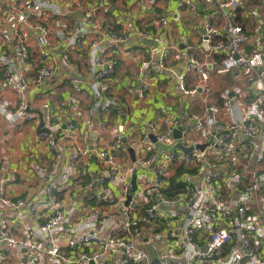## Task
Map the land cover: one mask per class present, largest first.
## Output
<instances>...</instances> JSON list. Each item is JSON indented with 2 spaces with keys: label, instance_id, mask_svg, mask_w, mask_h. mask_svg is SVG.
Segmentation results:
<instances>
[{
  "label": "crops",
  "instance_id": "1",
  "mask_svg": "<svg viewBox=\"0 0 264 264\" xmlns=\"http://www.w3.org/2000/svg\"><path fill=\"white\" fill-rule=\"evenodd\" d=\"M30 1L33 0H0V25L8 31H14L11 29L12 25L19 24L18 10H26ZM67 1L49 0L54 4L52 10L43 9L31 18L32 24L40 21L50 30V37L54 40L52 54L58 60L55 72L41 84H35L34 76L38 65L34 54L36 39L33 34H28L29 60L20 62L18 69L25 85L27 110L34 118L33 121L11 122L0 114V182H7L6 196L11 199L22 198L36 204L37 211L30 215L25 209L14 211L0 205V218L8 220L11 231L16 235H22L29 229L38 234V226L45 223L53 209L61 208L64 213L63 224L50 238L39 234V240L48 241L61 254L96 251V244L70 249L67 243L70 239L77 238L79 225L93 210L100 209L104 213L114 211V204L110 203V199L118 200L119 183L114 172L105 167L96 156H81L79 151L90 149L91 143H96L100 149H106L117 135H121L125 142L122 141L112 153L118 156L117 161L122 167L132 169L130 181L134 175L137 190L154 184L159 180L160 174H163L165 179L160 186L161 193L172 198L166 194V191L172 190V181L184 187L192 185L200 189L203 176L211 170L217 174V189L236 206L239 203L240 188L248 181L247 171L264 170V110L261 114L250 112L249 115L258 123L259 135L248 139L237 132L229 142L231 152L229 159H226L223 148L214 143V122L233 124L237 111L233 107L223 106L220 97L235 96L242 104L237 107H241L253 100L255 87L248 84L240 71L217 73L223 53H213L210 56L206 53L203 25L206 18L215 13L216 7L202 6L197 0L193 2L194 9L186 7L182 0H101L106 11L99 12L96 20L109 25L117 34L127 32L130 36L124 42L110 45L109 50L116 58L110 85V94L116 100V109L102 115L96 110V104L100 100L93 98L88 88L91 77L85 57L91 35L83 41L80 50L66 48L65 42L59 41L53 35L58 26L71 25L82 17L80 13L68 10ZM97 1L99 0H85L84 10ZM85 13L86 11L83 16ZM234 13L236 23L250 36L246 46L247 53L259 51L264 55V0L243 2ZM162 18L166 20V25L161 24ZM215 21L220 23L218 18ZM130 25L143 33L149 32L152 36L160 37V46L165 48L164 63L168 71L159 70L155 65L150 54L153 45L151 39L135 34L130 30ZM9 33L12 34V41L9 44L0 42V50L18 59V37ZM189 45L196 46L195 55L211 69L209 93L199 87L196 94L186 95L169 75V70L180 73L184 69ZM64 52H67L73 62L72 68H67L62 62ZM143 61H150L151 64L139 71ZM259 74L264 77L263 70ZM185 81L187 88L199 85L194 74L188 75ZM144 83L149 87L140 96ZM17 101L18 97L3 83L0 71V103L4 102L11 108ZM44 102H48L60 116L64 128L69 125L73 127L69 134H59L56 148L52 151L41 136V105ZM162 118L175 119L179 124L178 132L197 140L205 155L201 159L186 163L184 157L187 153L183 150L185 145L175 144L173 150L176 158L166 164L161 172L164 148L159 144L152 146L154 138L148 126L153 123L158 130L163 131ZM197 120L203 122V129L200 131L194 129ZM142 132L149 135L150 144L143 146L135 155L134 151H129L128 141L140 139ZM181 154L184 156L180 157ZM76 155V161L72 162ZM152 157L154 158L148 165L137 162V158L148 160ZM11 177H14V181L8 182ZM94 193L101 194L102 199H90ZM176 194L173 191V196ZM146 200V197L138 199L139 207ZM262 202V198L256 202H247V214L255 223L260 221L251 210ZM137 214L140 215L141 211ZM231 217L237 218L235 208ZM138 231V237L150 256V264L170 258L162 257L170 254L169 241L156 236L161 231L159 225L142 221L138 225ZM119 235L118 233L117 236ZM249 237L262 244L264 250V226L253 224ZM50 262V258L46 257L42 264ZM0 264L31 263L24 249L15 248L10 252L9 259ZM100 264H122L121 252L107 253Z\"/></svg>",
  "mask_w": 264,
  "mask_h": 264
},
{
  "label": "built area",
  "instance_id": "2",
  "mask_svg": "<svg viewBox=\"0 0 264 264\" xmlns=\"http://www.w3.org/2000/svg\"><path fill=\"white\" fill-rule=\"evenodd\" d=\"M202 6L214 5L215 13L206 18L203 25V43L206 45V53H223L220 65L216 72L225 74L231 71H240L245 76L248 84L254 88L253 100L248 104H240L235 96H221L223 106L233 107L237 116L233 124L214 122V143L223 148L224 157L229 159L231 148L229 145L237 132L246 138H255L259 135L260 127L254 119L250 118V112L261 114L264 110V77L259 74L264 71V55L259 51L247 53L246 46L250 39L249 34L236 23L234 11L243 2L250 0H197ZM185 6L194 9V0H182ZM67 5L72 13H80L82 17L71 25L63 24L54 31V36L59 41H64L68 49L80 50L84 40L88 39L85 64L91 77L88 85L89 92L93 98L100 101L96 104L99 114H108L116 109V100L110 94L111 79L114 72L116 58L110 52V45L124 42L130 36L127 32L117 34L109 25L96 20L99 12H105L104 3L99 0L84 10L85 0H68ZM54 4L49 0H33L26 5V10L19 9V24L12 25L14 31H8L0 25V42L9 44L12 34L18 37L19 58H14L7 52L0 50V71L6 88L18 97L17 104L9 108L4 102L0 103V114L6 119L13 121H33L27 110V102L24 99L25 85L22 82L18 65L20 62L29 60L28 34L31 33L36 39L35 58L37 68L34 83L41 84L50 77L57 68L58 60L52 54V40L50 30L40 21L31 23V18L43 9H51ZM17 9V8H14ZM84 11H86L83 16ZM57 13V12H56ZM220 23H216L215 19ZM161 24L166 25L164 18ZM130 30L145 39H151L153 45L150 54L157 68L168 71L165 68V48L160 46V37L152 36L149 32L143 33L139 29L129 26ZM128 27V29H129ZM218 38L217 40L215 39ZM189 52L184 69L180 73L169 70V75L176 81L179 90L186 95H194L201 87L205 93H209L208 81L211 69L199 60L195 55L196 46L189 45ZM62 62L67 68L73 67V62L67 52L62 55ZM151 64L150 61L140 63L139 71H143ZM194 74L199 82L198 86L187 88L186 77ZM257 86V87H256ZM149 87L144 83L140 96ZM200 88V89H201ZM41 136L50 151L56 148L57 139L61 132L68 134L72 130L63 126L60 116L51 108L48 102L42 105ZM92 109L90 110V112ZM239 112V113H238ZM175 119L162 118L163 131L158 130L155 124L150 123L148 129L154 138L152 146L159 144L164 148L161 155L162 169L166 164L176 158L173 150L175 144L190 148L184 157V162L201 159L205 155L200 150L199 142L188 138L180 131V138L175 139L174 130H179ZM194 129H203V122L197 120ZM179 140V141H178ZM121 135L115 136L112 144L106 149H100L96 143H91L90 149L79 151V155L88 157L90 154L96 156L105 167L114 172L115 179L119 183V197L110 203L114 204L112 213H104L100 209L93 210L87 219L79 225L77 238L68 241L67 247L73 249L76 246H87L96 244V251L91 253H65L61 254L57 247L50 246L48 241H40L39 234L51 237L64 221V213L61 208H54L45 223L38 226L36 231L26 230L22 235L14 234L8 224V220L0 218V262L9 259L10 252L15 249H24L31 264H42L49 257L50 264H100L109 252H121L122 264H150V256L139 239L138 225L140 222L156 224L161 231L157 237L169 241L168 251L162 257L170 256L168 259L157 261L156 264H264L263 245L252 241L249 237L251 227L254 225L264 226V170H248V181L242 185L239 191V203L234 206L228 198H224L217 189L215 171H207L202 179V187L196 189L192 185L184 187L174 197L163 195L160 186L163 182V174L159 180L150 186L132 192L130 181L131 168H124L117 161L112 151L121 143ZM150 144L149 135L142 132L140 139L128 141V149L136 152L143 146ZM182 143V144H181ZM72 162L76 161V157ZM184 155H180L183 157ZM137 158L140 165H148L153 159ZM209 164V163H208ZM9 181H14L11 177ZM6 183L0 182V205L14 211L25 209L30 215L36 214L37 206L27 202L25 199H11L6 196ZM164 188V187H163ZM146 197L139 207L137 200ZM260 198L262 203L255 205L252 214L260 221L255 223L248 216L247 202H256ZM92 200H101L102 195L94 193L90 196ZM237 218H232L234 210ZM141 211V214H137ZM120 234L117 236V234ZM178 252L179 254L177 255ZM175 256L174 258H171Z\"/></svg>",
  "mask_w": 264,
  "mask_h": 264
},
{
  "label": "water",
  "instance_id": "3",
  "mask_svg": "<svg viewBox=\"0 0 264 264\" xmlns=\"http://www.w3.org/2000/svg\"><path fill=\"white\" fill-rule=\"evenodd\" d=\"M204 44V43H203ZM43 132H44V130H42ZM173 136H174V138L175 139H179L180 138V132H178V130H174V132H173ZM178 145H180V144H178ZM179 148L181 147V146H178ZM184 150V152H186V153H188V152H190V148H185V149H183ZM129 151L130 152H133V150L132 149H129ZM134 159V158H133ZM131 184H132V192L136 189V186H135V176L133 175L132 176V180H131Z\"/></svg>",
  "mask_w": 264,
  "mask_h": 264
},
{
  "label": "trees",
  "instance_id": "4",
  "mask_svg": "<svg viewBox=\"0 0 264 264\" xmlns=\"http://www.w3.org/2000/svg\"><path fill=\"white\" fill-rule=\"evenodd\" d=\"M171 189L175 192V193H178L180 192L182 189H184V186L182 184H175V182H171ZM172 190H168L166 191V194L167 195H170L171 197H174L173 196V191Z\"/></svg>",
  "mask_w": 264,
  "mask_h": 264
}]
</instances>
